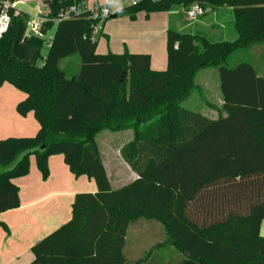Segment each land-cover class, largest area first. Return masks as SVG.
<instances>
[{
  "label": "trees",
  "instance_id": "16d2710c",
  "mask_svg": "<svg viewBox=\"0 0 264 264\" xmlns=\"http://www.w3.org/2000/svg\"><path fill=\"white\" fill-rule=\"evenodd\" d=\"M88 1H49L53 20L43 31H55L42 62L43 38H24L37 49L30 61L13 52L12 21L0 36V86L25 92L17 112H33L40 124L33 136L0 139V214L20 206L14 179L28 173L32 155L44 178L48 158L59 153L75 176L98 187L76 195L71 220L33 245L30 264H126L127 230L139 218L159 220L178 251L198 264H264V48L255 50L264 46V0H140L105 18L194 3L232 9L234 40L168 29L162 70L151 68L147 53H99L98 20L88 9L56 20ZM8 13L26 25L12 5ZM240 51L246 59L231 63ZM74 54L80 69L67 77L59 64ZM208 66L220 77L216 118L181 103ZM104 129L133 130L121 154L138 178L116 189L96 140Z\"/></svg>",
  "mask_w": 264,
  "mask_h": 264
},
{
  "label": "crops",
  "instance_id": "0c3cea01",
  "mask_svg": "<svg viewBox=\"0 0 264 264\" xmlns=\"http://www.w3.org/2000/svg\"><path fill=\"white\" fill-rule=\"evenodd\" d=\"M24 1L28 0H16L11 3L17 9L15 14L22 12L21 16H28L27 19L37 15V3H24ZM104 1L89 0L86 5L90 7ZM211 10L213 11V22L208 26L209 28L206 29L202 26L198 31L210 39V35L218 38L217 40L235 39L237 33L234 29L232 9L222 7ZM173 11L174 9L154 12L148 16L145 12H139L135 19H131L129 16L108 19L105 21L99 37L96 38L94 35V39H97V51L99 53H122L128 50L133 53H147L151 56L152 69H165L168 62L167 33L171 28V12ZM206 12L207 9L203 16L208 14ZM22 27L24 28L22 34L24 39L26 25H22ZM52 29L55 31V27ZM54 31L49 36L50 42ZM48 48V44L43 46L42 50L45 49V53L41 50L42 59L40 62L45 58ZM263 48L264 46L256 47L255 50L261 51ZM13 52L17 54L14 48ZM16 56L21 59L25 57L21 51ZM79 63L81 65L80 59ZM63 71L66 73L65 70ZM203 85L206 90H209L211 86L209 79L205 80ZM25 97L26 93L12 84L4 83L0 86V139L33 136L38 132L40 124L33 112L26 115L17 112V104ZM220 97L222 106L221 92ZM209 117L216 118L212 115ZM125 144L117 147L116 156L120 159L119 165L122 166V170L114 174L115 182H112V176L100 152L110 186L113 189L138 178V174L122 157L121 149ZM109 163L113 166V160ZM48 168L49 174L44 178L38 168L35 156L32 155L28 173L14 179L19 188L20 206L0 214V221L5 224V226L0 225V264H30L35 258L32 251L33 245L71 220L76 195L79 193L94 194L98 191L93 178L85 174L75 176L70 171L62 154L51 155L48 158ZM125 172L128 175L127 178L123 176ZM260 234L264 236V220L260 227ZM124 253L126 264H198L195 259L189 256H181L182 254L167 238L164 225L157 219L139 218L129 225Z\"/></svg>",
  "mask_w": 264,
  "mask_h": 264
},
{
  "label": "rangeland",
  "instance_id": "374dc122",
  "mask_svg": "<svg viewBox=\"0 0 264 264\" xmlns=\"http://www.w3.org/2000/svg\"><path fill=\"white\" fill-rule=\"evenodd\" d=\"M16 1V0H15ZM49 1L50 0H28L24 1V3L33 2L34 4L37 3L38 9L37 16H48L49 13ZM9 5L11 3L7 2ZM15 11L17 10L14 6H12ZM174 11L171 12L172 19H171V28L176 29L180 32H190L195 33L199 35H204L203 33H200L198 31L202 26L206 29L209 28L208 26L213 22V11L207 7L208 14H205L202 17H198L195 20H189L184 17L183 8L180 6H176L173 8ZM176 12V13H175ZM206 12V13H207ZM175 13V14H173ZM34 16H30L28 18L32 19ZM126 16V15H121ZM24 17V18H23ZM22 19H26L28 16H23ZM113 18V17H112ZM111 18V19H112ZM51 17L49 18V20ZM27 20V21H28ZM53 20V19H51ZM107 21V20H106ZM12 23L17 27L16 37L13 48L15 49V52L18 55L19 51L25 56L23 59L27 60H34L36 56V48L32 46L31 44H28L23 39V30L21 23L16 22L15 17L12 20ZM105 23V21H104ZM103 23V25H104ZM103 27V26H102ZM53 29H50L48 31V34H45L44 38V45L46 46L49 44V36L52 35ZM198 31V32H197ZM101 29L97 30V33L95 34L96 38L99 37L101 34ZM212 40H217L218 38L212 37ZM236 39V38H235ZM234 40V39H232ZM177 46V43H176ZM43 53H45V49L42 50ZM256 52V51H255ZM250 56L252 58H256V54L254 52H249ZM19 57V56H18ZM240 59H246V56L242 53V51L237 54V56H234L231 60V63L236 62V60ZM262 61H264V56L262 57ZM79 59L77 55H73L67 59H64L60 62V67L66 71V75L68 77L74 75L77 70L79 69ZM209 79L210 88L209 90L205 89V86L203 85V82L205 80ZM196 84H199L186 98L182 100V105L197 111H200L202 114L217 117L219 114L218 109L221 108V97H220V77H219V71L218 67L216 66H208L200 69L196 75L195 79ZM208 88V87H207ZM219 93V94H218ZM133 137V131L132 129H124L120 131H111V130H103L101 131L97 136V142L99 145L100 152L102 154L103 160L106 163V166L110 172V175L112 176V182L116 181V178L114 177V174L117 172H121L122 166L119 165V158L116 156L117 154V147L119 145L125 144L129 140H131ZM113 160V166L110 165V161ZM124 178H127V173H124ZM120 185V184H119ZM182 254V253H180ZM183 256V254L181 255ZM184 258V257H182Z\"/></svg>",
  "mask_w": 264,
  "mask_h": 264
},
{
  "label": "built area",
  "instance_id": "2783aa9c",
  "mask_svg": "<svg viewBox=\"0 0 264 264\" xmlns=\"http://www.w3.org/2000/svg\"><path fill=\"white\" fill-rule=\"evenodd\" d=\"M140 0H105L103 3H95L92 6L88 7L87 5L78 7L77 5H73L70 8L62 11L59 15L58 19L61 18H69L73 14H78L83 10H90L91 16L98 20L97 25L94 26L93 34L97 33V30H102L103 23L105 18L115 13V11L123 6H127L130 4H137ZM7 2L3 1L0 3V36L6 32L8 29L12 19L8 13V8L11 6ZM10 3V2H9ZM183 15L186 19L195 20L198 17L202 16L205 13V9L199 5L198 3L192 4L188 8H183ZM7 17V19H5ZM49 21L48 16H40L36 15L32 19H29L26 23L25 27V37H38V38H45V33L43 31L44 24ZM50 45V42L48 46Z\"/></svg>",
  "mask_w": 264,
  "mask_h": 264
},
{
  "label": "clouds",
  "instance_id": "9594fccd",
  "mask_svg": "<svg viewBox=\"0 0 264 264\" xmlns=\"http://www.w3.org/2000/svg\"><path fill=\"white\" fill-rule=\"evenodd\" d=\"M5 19H7V17H5ZM0 31H3V29H0Z\"/></svg>",
  "mask_w": 264,
  "mask_h": 264
},
{
  "label": "water",
  "instance_id": "95a60500",
  "mask_svg": "<svg viewBox=\"0 0 264 264\" xmlns=\"http://www.w3.org/2000/svg\"><path fill=\"white\" fill-rule=\"evenodd\" d=\"M113 17H116V15H114Z\"/></svg>",
  "mask_w": 264,
  "mask_h": 264
}]
</instances>
